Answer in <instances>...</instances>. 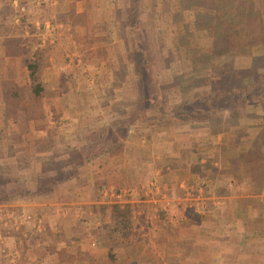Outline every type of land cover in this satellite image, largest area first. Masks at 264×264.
<instances>
[{
	"label": "crops",
	"instance_id": "1",
	"mask_svg": "<svg viewBox=\"0 0 264 264\" xmlns=\"http://www.w3.org/2000/svg\"><path fill=\"white\" fill-rule=\"evenodd\" d=\"M9 1L12 6L20 2L19 6L22 10L26 9L29 20L41 19V8L36 7L40 0L33 2L28 0L29 4L24 3L25 0ZM137 1L149 0H67L62 5L54 1L45 8L52 18V27L57 30L63 26L60 24L61 19L68 14L69 4L74 3L72 11L76 23H68L66 27L71 26L72 34H76L75 38L78 41L79 34L83 33V27H93L94 30L98 29L100 33H105L110 32V29L104 31L103 25L110 23L113 27L115 23L122 24L127 17L128 20L135 17L136 11L132 3ZM2 5L3 0H0V10ZM125 25L130 32V26ZM128 34V39L132 40L133 44L129 45L128 42L125 49L129 50L128 52H136L132 54L131 61H122L121 57H127L129 54L125 53V50L116 60L108 57L96 65L98 69L100 68L97 78H103L106 84L98 100L105 102L106 94L115 95L117 98L114 101L115 105H109L111 107L106 109L97 103L98 107L95 109L97 126L95 122L94 124L89 122L84 113L80 120L72 122L74 126L71 131L64 133L62 127L56 128V123L50 121L52 110L62 112L57 102L59 96L65 93V96L71 97L80 89V85L76 84H81L85 80L82 75L85 71L79 70L82 66L81 59H76L79 61L78 67L76 66L78 69L71 68V71L60 70L54 54H45L43 50L44 55L40 61L30 62L27 55L34 53L36 47L33 44L29 45V39L31 41L32 38L29 37L28 30L21 25L0 28V174L16 179V182L7 184L9 194L18 190L22 192L24 185L30 184V187L26 186L27 189L24 190L28 194L22 204L34 213L31 214L38 224L36 228L38 232L43 233L40 239L26 236L13 245L18 231L11 221L4 219V228L0 230V256L5 248L14 247L16 250L14 252L20 257L19 264L25 261L26 264H89L92 256L104 258L108 255L109 247L105 243L108 237L103 235L104 230L101 226L110 221V205L122 200L123 189L131 187L132 193L147 194L144 190L157 179L156 172L162 173L161 180L172 188V193L179 191L178 185L182 180L197 181L196 176H193L187 167L177 164L182 162L181 149L189 148L193 141L208 139L206 123L202 120L185 119L155 122L154 117L165 114L161 111L155 112L147 119L139 116L145 112L138 107V101H141L140 81L149 83L151 93L150 83H155L156 78L155 72L151 75L152 69L149 66L152 62L146 55L141 34L137 42L134 35ZM102 37L106 38L104 35ZM78 44L82 49L88 48L81 45L80 41ZM63 46L64 58L69 59L74 51H71L69 46ZM96 46L105 47L106 43L104 45L95 42L89 48ZM24 50L27 54L22 52ZM68 59L65 62L69 63ZM30 63L37 66L36 81H32L30 77ZM167 63L169 64V58ZM65 67L68 68L70 65L67 64ZM104 72L107 75L112 74L108 77L111 82L118 79L121 84H110ZM168 78L170 80L171 76L168 75ZM69 81L73 83L74 88L64 89ZM38 83L41 88L35 93L33 87ZM165 84L162 90L164 93L165 88L170 86L165 87ZM50 86L52 92L49 90ZM150 95L159 97L154 93ZM168 97L173 100L172 95ZM88 113H92L91 108ZM61 118L66 116L62 115ZM102 125H106L107 133L105 135L102 133L101 138L96 135L99 138L94 143L103 146L104 152L89 157L90 149L86 148L93 141L86 136L82 139L84 142L79 141V134L90 128H95L92 132L96 130L101 132ZM53 129L56 130L55 134L48 135ZM57 130L61 132L57 133ZM249 138L247 140L255 147H261L264 142L262 135L259 138H255V135ZM219 141L225 143L226 137H217V142ZM236 145H229L228 153L236 154L241 147ZM81 149H86L79 156V160L84 161V164L76 170L73 177L58 184L43 185L46 182L50 183L59 172L70 167L72 164L70 152ZM190 160L187 158L186 162ZM50 163L51 166L48 165ZM173 163L176 165L173 166ZM4 207L0 205V209ZM84 224L88 227L81 232L79 229ZM199 242L203 245L202 250L210 251L204 247V239ZM94 243H97L96 247L93 246ZM115 255L118 257V254ZM0 264L10 263L0 260Z\"/></svg>",
	"mask_w": 264,
	"mask_h": 264
},
{
	"label": "rangeland",
	"instance_id": "2",
	"mask_svg": "<svg viewBox=\"0 0 264 264\" xmlns=\"http://www.w3.org/2000/svg\"><path fill=\"white\" fill-rule=\"evenodd\" d=\"M30 1L33 2L34 0ZM54 1L59 5L67 2V0H40V3L36 7L41 8V19H37L36 21L33 19L29 20L28 15H26V9L22 10L20 8V2L16 6H12L9 0H3L0 10V28L4 26L12 28L13 25L19 27L21 25L28 30L29 37L32 38L31 41L29 39V45L33 44L36 47L34 53H28L27 55V60L30 62L40 61L39 59L43 57L44 52L45 54L53 53L60 66L59 69L64 71L71 68L78 69L77 63L81 59L82 66L79 70L85 71L82 72L85 80L81 84H76L80 85V89L71 97L65 96V93L59 96L57 102L62 112L57 113L52 110L53 115L50 121L56 123V128L62 127L65 133L71 131L72 126H74L72 122L80 120L84 116V113L87 120L93 124L95 122L97 126L98 122L95 120L97 103L106 109L111 107L109 105H115L114 101L117 100L115 95L108 96L106 94L105 102L98 100L106 84L103 82V78H97L99 76L97 72L100 68L98 69L96 65L108 57H113L116 60L117 56L126 50L125 47L128 44H133V41H129L128 39L129 30L125 25L128 24L127 17L122 24L115 23L116 25L113 24V27L110 26V23L103 25V30L110 29V32L100 33L98 29L94 30L93 27H83V33L79 34L80 40L78 39V41H80L81 45L88 46V48L82 49L75 38L76 34H72L71 26L70 28L66 27L68 23H76L73 19L74 15L72 11L74 3L69 4L68 14L62 16L63 18L60 23L63 25L62 28H57L56 30L52 27V18L49 17L48 10L45 8L46 5L49 6ZM24 3H28V0H25ZM132 4L134 9H136L135 2ZM179 11L186 20L191 19L190 11L182 9L179 0L145 1L142 2V13L139 23L135 24L138 31H136L138 35H134L135 42H137L141 34L142 43L146 48V55L152 62L151 66H149L152 69V71L150 70L151 75L152 72H155L156 81L155 83H150L151 93L159 95L158 98H149V106L144 108L140 97L141 101H138V107L139 109L141 108V111L145 112L139 114V116L146 117V119L153 116L155 112H167V106L164 104V94L172 95V98L177 99L180 96L202 95L210 91L209 78L207 76L193 79L181 78L184 65L183 59L188 52L184 48L179 47L178 35L185 31L182 22L177 19L179 15H176V13ZM102 35L106 38L102 37ZM195 35L202 46L214 48L218 46L203 30H197ZM95 42L96 44L104 45L106 43V46H96V48L90 49L89 47ZM63 45L69 46V49L71 48V51H74L73 56H69V63L68 61L65 62L68 58H64ZM42 50L44 51L43 53ZM18 51L20 52V48H18ZM128 51L126 50L125 53ZM14 52L16 51L14 50ZM22 52L27 54L25 50ZM128 53L127 57H121L122 61H131L132 54L136 52ZM167 58H169V64L167 63ZM67 64L70 67H65ZM92 65L95 66L93 67ZM202 66V63L199 64V67ZM252 66L264 67V34L259 44L251 46L245 51L238 48L234 54L222 57V68L227 72H231L236 68ZM104 73L106 78L112 76L110 73L108 75L106 72ZM168 75L171 76L170 80L169 78L167 79ZM239 80V78H235L232 81L237 82ZM108 82L115 85L121 84L118 79L112 80V82L109 80ZM164 83H166L165 87L170 85L168 88H165L167 93L166 91L165 93L162 91ZM65 87L74 88V85L69 81L65 84L64 89ZM49 90L53 91L51 86ZM90 108L92 113L87 114ZM93 108L94 110H92ZM62 115L66 116V118H61ZM201 120L206 123L205 125L208 129L206 133H209L208 139L205 140L204 138V140L193 141L189 148L181 149L182 162H178L177 165L184 166L182 164L187 161V158L191 159L190 161H194L199 153L202 156L205 154L209 157L217 155L218 165L223 169L220 172V176L213 181L200 180L197 177L196 182L182 180L178 185L179 191L172 193V188L161 180L163 178L162 173L156 172L155 176H157V179L146 186V190H144L147 194L141 192L136 194L122 193V200L115 203L130 205L132 224L131 233L128 235V238L125 240L120 239L118 246L113 250L115 254H118L117 258L128 257V250L133 248L135 252L141 250L140 255L142 256L152 257L156 264H264V187L257 191V188H246L243 183H235L231 178V171L223 168L226 164L229 167L230 159L238 157L241 152L246 153L251 150H260L261 153L263 152V154H260L263 155L262 158L264 159V142L261 147H255L248 141L249 137L254 135L255 138H259L261 135L264 138L263 122L261 118L252 115L247 123L244 122L245 124H242L244 127H241L238 132L228 131L212 136L209 132V122L207 119H197L195 121ZM101 127V132L100 130L92 132L95 128L79 132L81 134H79V141L86 136L91 138L94 143L99 138L98 136L101 138L103 136L102 133L104 135L107 133L106 125H102ZM55 131L54 129L50 130L48 135L55 134ZM59 131L57 130V133ZM1 134L3 135V132ZM219 136H225L226 142H217V137ZM231 136L236 138L235 143L229 142ZM231 144L241 146L236 154L228 153V146ZM91 145L87 146L86 149L89 150L92 147ZM96 145L97 147L99 146L98 144ZM86 149L71 151V160L79 161V156ZM48 165L51 166L52 164ZM172 165L176 164L173 163ZM69 171L70 169H63V175H67ZM10 182H16V179L14 177L7 178L0 174V205L5 206L0 209V230L4 228V219L11 221L10 223L18 231L13 245L26 236L35 239L42 238L43 233L38 232L36 228L38 224L33 220L34 213L22 204L26 199V194H28L24 190L30 187V184L27 183V187L24 185L22 192L18 190L9 194L7 192V184ZM224 186L229 189V192L223 191ZM227 197L230 199L228 200ZM23 211L30 215L33 214L32 220L29 223L23 222L22 224L15 225V221L19 219V215ZM110 223L111 213L110 221L101 226L104 230L103 235H106V237L108 232L107 226ZM66 226L67 224L62 227V230ZM87 227V224H84L79 230L84 232ZM228 231L231 233L227 234ZM202 239L206 242H204V247H207L210 251L201 249L203 245L199 241ZM113 241L114 239L108 238L105 243L109 247L108 243H113ZM93 246L96 247L97 243H94ZM14 251H16L14 247L5 248V251L0 256V260L10 264L18 263L19 256ZM185 253L187 254L185 255ZM107 257L92 256L90 257L89 264H92V259L98 262L105 260V264H109ZM21 264H26V261ZM117 264L129 263L117 262ZM138 264L148 263L142 262Z\"/></svg>",
	"mask_w": 264,
	"mask_h": 264
},
{
	"label": "trees",
	"instance_id": "3",
	"mask_svg": "<svg viewBox=\"0 0 264 264\" xmlns=\"http://www.w3.org/2000/svg\"><path fill=\"white\" fill-rule=\"evenodd\" d=\"M179 1L181 8L191 13L190 20H186L180 11L176 13L179 15L177 19L182 22L185 30L184 33L178 35L179 47L188 52L186 57L182 58L184 65L181 78L193 79L207 76L210 91L202 95L172 98L173 100L169 99L168 94H164L167 112L161 111L165 114L154 117L155 122H168L175 119L186 121L207 119L209 132L215 136L228 131L238 132L241 127H244L242 124L247 123L252 115H256L257 118H261L264 127V67L236 68L231 72L224 71L222 68L224 55L234 54L238 48L245 51L261 42L264 34V0ZM135 4V17L129 19L127 25L130 26L129 33L137 36L135 24L139 23L142 2L137 1ZM197 30L205 31L206 35L210 36L218 46L214 48L199 44L195 35ZM201 63L203 66L199 67ZM29 69L32 81H36V64L30 63ZM235 78L240 80L233 82ZM40 88L38 83L33 90L38 93ZM149 89L148 82L140 81L143 108L149 106V98L154 97L150 95ZM235 141L236 138L231 136L229 142L235 143ZM101 152H104V147H97L94 144L90 148L89 157H95ZM260 153V150L241 152L238 157L230 159L229 167L226 164L223 168L231 171V178L235 183H243L246 188H257L256 190L259 191L264 187V159L261 155L263 152ZM217 159V155L209 157L199 153L194 161L182 165L198 179L213 181L220 176L223 170L219 167ZM83 164L84 161L72 160L71 166L67 168L70 169L67 175H63L61 171L50 183L46 182L43 185L58 184L68 180ZM223 191L229 192V189L224 186ZM110 209L111 223L107 226V237L114 241L108 243L107 262L109 264H117V262L156 264L152 257L142 256L140 255L141 250L135 252L133 248L128 250V257H116L113 252L114 248L118 246L120 239L125 240L131 233V207L129 204L113 203ZM94 262L105 264V260L98 262L92 259V264Z\"/></svg>",
	"mask_w": 264,
	"mask_h": 264
},
{
	"label": "built area",
	"instance_id": "4",
	"mask_svg": "<svg viewBox=\"0 0 264 264\" xmlns=\"http://www.w3.org/2000/svg\"><path fill=\"white\" fill-rule=\"evenodd\" d=\"M121 193L123 194H132V188L130 187H127L125 189H123L121 191ZM6 215V214H5ZM8 216V215H6ZM32 220V215L26 213L25 211H23L20 215H19V219L17 221H15V225H18V224H22L23 222L25 223H29L30 221Z\"/></svg>",
	"mask_w": 264,
	"mask_h": 264
}]
</instances>
